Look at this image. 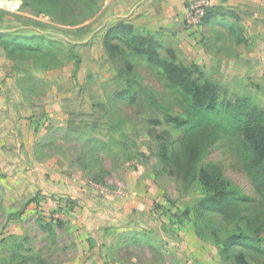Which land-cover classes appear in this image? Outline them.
<instances>
[{"label":"rangeland","instance_id":"obj_1","mask_svg":"<svg viewBox=\"0 0 264 264\" xmlns=\"http://www.w3.org/2000/svg\"><path fill=\"white\" fill-rule=\"evenodd\" d=\"M108 3L109 0H61L54 10L56 5L52 1L47 2L50 8H43L41 4L25 5L24 0H0V9L11 13H0V31H19L29 35L45 33L67 45H74L76 53L82 56L80 68L74 74L76 63L70 58L63 65L41 69L32 61L8 58L0 46L1 77H12L17 85L15 92L11 93L15 95L16 103H20L21 113L28 115L29 108H34L31 114L34 111L40 113L41 124L48 130L36 142V157L58 159L51 165L52 173L61 167L76 182L87 179L101 196L131 197L135 186L138 188L139 185L154 195L152 205L157 214L152 225H156V229H145L146 239L137 246H130L126 241L128 236L121 235L122 248L118 254L110 250L124 262L235 264L234 259L228 261L221 255L212 230L200 224L205 230L204 239L195 231L194 207L204 192L193 175L186 177L183 174L182 148L178 141L170 148L168 161L164 162L157 155L161 143L158 135L165 131L168 140L175 141L182 131L165 123L150 124L149 118L163 119L155 108L150 112L147 107L139 108L136 104L115 99V93L125 84L117 74L126 63L124 59L110 58L103 41L111 25L121 19L129 20L132 14L131 9L122 8L125 5ZM159 6L150 5L149 14L144 8L139 10L137 19L141 26L146 22L149 28L159 26L160 22L155 21L156 15L153 14L159 12ZM46 9H51V14L44 12ZM237 13L240 18L228 11L225 21L218 14L212 23L197 28L189 27L184 15L182 27L175 21L171 29L160 30L161 39L165 48L174 49L181 62L200 65L208 77L227 89L229 96H251L264 110V18L247 17L243 10ZM231 21H238L244 27L247 42L238 44L230 34L225 23ZM127 60L134 65V72L141 76L143 83L157 93L160 101L176 107L172 88L161 71L139 57L129 56ZM23 94L27 99L22 101ZM52 100L60 101L61 104L58 103L62 105L65 114L64 120L60 119L62 125L54 122L56 120L46 112V106ZM94 101L103 102L107 110L99 131L91 128L98 118ZM147 102L151 100L144 98L142 101ZM71 113L76 115L72 117ZM28 120L31 121V117ZM73 123L84 129L79 136H72V132L69 135V125ZM90 136L108 142L107 147L98 151L101 159L95 166L98 175L84 170L78 160L82 151L95 147L94 143L91 145L87 141ZM204 162L214 163L222 169L223 174L242 188L249 198L241 208L243 219L209 216L221 236L245 228L250 219L251 222L260 216L264 219V201L255 191L231 137L216 136ZM56 166L58 169L54 168ZM19 172L0 169V264L15 255H21V264L83 263L84 255L81 257L77 243L79 234L73 228L70 213L71 202L64 200L60 206L54 196L57 192L47 189L38 179L27 184L26 177ZM51 175L47 174L49 178ZM44 191L53 194L50 196ZM186 209L192 210L189 216L183 214ZM45 222L57 223L54 234L50 235L42 227ZM173 224L184 226L185 243L178 234L180 229ZM236 252L243 253L250 264H264V251L240 246Z\"/></svg>","mask_w":264,"mask_h":264},{"label":"trees","instance_id":"obj_2","mask_svg":"<svg viewBox=\"0 0 264 264\" xmlns=\"http://www.w3.org/2000/svg\"><path fill=\"white\" fill-rule=\"evenodd\" d=\"M25 5L41 4L43 8H50L47 2L52 1L58 7L61 0H24ZM57 3V4H56ZM54 5H52L54 7ZM220 7L211 5L203 24L210 23L219 13ZM42 10V9H41ZM51 10V9H50ZM46 9L44 12L51 11ZM0 13L11 14L0 9ZM230 34L238 44L247 41L242 26L237 23L229 28ZM107 55L114 60H125V67L117 74L119 80H124V86L115 93V99L136 104L137 107H147L149 111H159V117L149 118L152 125L167 124L173 129L182 131V135L175 141L168 140L165 131L157 137L161 139L157 155L164 161L171 157L170 148L177 143L182 148V172L186 177L193 175L202 187L204 196L194 207L196 221L195 231L202 239L205 229L212 230L214 242L225 260H235V264H250L243 253H237L240 246L264 251V219L257 217L246 227H240L236 232L221 236L214 221L209 217L214 214L231 220L235 217L243 219L241 208L249 198L242 188L227 178L222 169L214 163L204 162L211 143L216 136L231 137L236 143L237 151L244 162L252 185L257 194L264 201V110L248 95L232 98L228 91L218 81L208 77L205 70L198 64H185L179 60L174 49L164 47L161 32L148 31L138 28L129 20L121 19L111 25L105 33L103 41ZM0 46L8 58L17 61H32L36 68L48 69L63 65L69 58L74 60L76 74L82 62V56L74 50V45H67L63 41L48 34L36 32L21 34L19 31H0ZM144 59L155 70L161 71L169 82L175 99L176 107L157 98V93L150 86L143 83L141 76L134 72V65L127 57ZM123 81V82H124ZM144 98L151 100L142 103ZM97 111V120L92 125L93 130H100L107 114L103 102H93ZM155 108V110H153ZM76 115V113H71ZM69 125V135L79 136L84 129L81 126ZM87 141L95 147L78 158L84 170L95 172V166L100 163L101 148L108 145L107 141L90 136ZM176 142V143H175ZM97 145L100 148H97ZM88 158V160H86ZM132 159V157H128ZM191 209L183 214L189 216ZM59 223V222H58ZM57 223L45 222L42 227L52 235L56 231ZM21 255L7 259L3 264H21Z\"/></svg>","mask_w":264,"mask_h":264},{"label":"crops","instance_id":"obj_3","mask_svg":"<svg viewBox=\"0 0 264 264\" xmlns=\"http://www.w3.org/2000/svg\"><path fill=\"white\" fill-rule=\"evenodd\" d=\"M192 1L109 0L108 4L125 5L122 8L131 9L130 19L132 21L129 20L138 28L160 32L164 28L171 29L175 21L179 22V27H182L185 12ZM210 2L211 5L220 7L219 11L225 12L223 14L219 13L223 21L229 16L228 11H231V15L240 18V14L237 12L241 10L246 13L247 17L264 18V0H210ZM150 5H160L159 12L153 13L156 15L154 17L155 21L160 22L159 26H154V29L148 27L150 26L148 22L141 26L142 24L137 19L138 12L142 8L149 14ZM145 18H148V16ZM215 18L213 19L216 20ZM213 19L210 23L214 21ZM149 20V23H152L151 19ZM237 23L239 22L231 21L225 24H228L229 29L231 25ZM242 28L244 31L243 26ZM244 35L248 40L245 31ZM1 74L3 73L0 68V169L20 171L19 173L26 177L27 184L38 179L41 184L47 186V189L57 192L54 196L57 197L60 206L63 205L62 201L64 200L71 202L70 213L73 216V228L79 234L77 243L81 251L80 255L81 257L84 255L81 264H138L136 260L135 263L124 262L122 257H115L110 250H115L118 254V251L122 248L121 235L128 236L126 241L130 246H137L142 243L144 238L146 239L145 229L149 227L156 229L157 226L152 225V221L157 214L152 205L154 195L139 185L138 188L135 186V193L133 192L134 194L131 197L101 196L87 179L77 180L76 182L74 177L71 178L66 174L65 169L61 167L58 169L57 166L54 168L59 171L52 173L51 169L53 167L51 165L57 162L58 159L36 157V142L41 135L48 131L41 124L42 115L36 111L31 114L34 108L33 110L29 108L31 112L28 115L21 113L20 103H16V97L13 94L17 85L12 77L2 78ZM20 88L23 90L22 87ZM23 99H27L24 94L21 95V100L23 101ZM58 102L60 103V101L55 102L52 100L51 104L48 105L49 107L46 106V112L53 117V120H56L54 122L60 124L61 120H64L65 114L62 105H60L61 103ZM26 117H31V121L28 120L29 118L25 120ZM47 174L52 175L49 178ZM140 188L142 191H140ZM44 193L48 194L46 191ZM52 194L49 193L48 195L51 196ZM173 225L180 229L178 234L185 243L184 226L181 224ZM188 252L191 251L188 249ZM81 257L79 256V258Z\"/></svg>","mask_w":264,"mask_h":264},{"label":"built area","instance_id":"obj_4","mask_svg":"<svg viewBox=\"0 0 264 264\" xmlns=\"http://www.w3.org/2000/svg\"><path fill=\"white\" fill-rule=\"evenodd\" d=\"M211 6L210 0H193L185 14V21L189 27L202 26L207 9Z\"/></svg>","mask_w":264,"mask_h":264}]
</instances>
